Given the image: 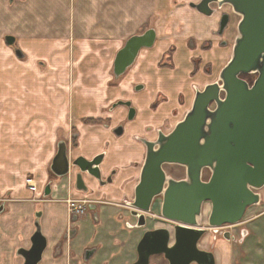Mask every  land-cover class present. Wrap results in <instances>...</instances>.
I'll return each mask as SVG.
<instances>
[{
  "label": "crops",
  "instance_id": "0c3cea01",
  "mask_svg": "<svg viewBox=\"0 0 264 264\" xmlns=\"http://www.w3.org/2000/svg\"><path fill=\"white\" fill-rule=\"evenodd\" d=\"M171 2L173 7L179 5L176 0ZM180 7L171 12L169 0H0V59H13L12 45L5 42L6 36L14 37L25 59L35 62L61 59L58 51L64 52V49L115 46L120 49L129 37L141 34L148 25L156 32L155 46L161 39L157 52L163 53L167 46L175 49V44L167 36V42L163 37L171 30L168 29L170 19L176 20V27L189 26L188 15L198 22L205 20L195 9L189 7L192 13ZM215 17L206 16L214 22L219 19ZM217 25L218 21L211 31ZM188 36L185 34L177 41L185 46ZM207 41L205 37L198 39L200 49ZM39 50L46 53L40 54ZM191 69L187 71L190 73ZM178 70L174 66L170 70L174 76L168 77L167 83L173 87L181 77ZM153 76L152 72L141 74L137 82L131 85L127 82L128 87H124L126 94L124 97L121 94V98L133 104V119L127 118V107L119 105L105 115L117 118L111 124L88 123L77 128V146L71 149V161L77 157L91 160L102 156L98 166L100 181L84 174L86 192L73 187L76 168L72 167L71 174L60 179L50 169L57 145L62 141L55 139L58 108L51 104V99L45 101L41 87L35 85L36 88L25 91L17 88L5 93V97L14 92L22 97V93L32 92L40 95V103L21 110L23 100L14 98L17 106L4 107L18 109L25 119L18 124L13 121L16 125H3L4 131L0 129V264H25L24 255L19 251L30 248L36 220L46 243L37 264H132L136 261L137 244L145 232L136 226L130 206L145 155V147L137 138L153 141L157 132L154 133L153 123L146 119L150 102H142L144 94L137 95L132 86ZM118 126L123 127V132L117 136L113 131ZM16 131L20 133L19 139ZM10 136L18 142L10 145ZM67 136L65 133L64 142ZM259 195V204L246 210L229 238H213L214 233L208 234L212 240L209 249L200 248L202 238L199 240L198 247L211 251L215 264H264V187ZM67 198H86L92 203L84 215L73 217L64 202ZM158 213L159 202L153 205L151 218Z\"/></svg>",
  "mask_w": 264,
  "mask_h": 264
},
{
  "label": "water",
  "instance_id": "95a60500",
  "mask_svg": "<svg viewBox=\"0 0 264 264\" xmlns=\"http://www.w3.org/2000/svg\"><path fill=\"white\" fill-rule=\"evenodd\" d=\"M222 5H229L240 19L231 56L219 80L196 89L190 109L168 133L159 130L154 141L140 139L145 155L130 202L131 214L137 218V227H144L146 216H151L153 205L159 202L155 218L165 227L143 234L132 264H150V257L155 255H162L168 264H215L211 251L198 247L206 229L236 225L249 207L260 202L259 190L264 187V0L189 3V7L208 17ZM226 25L228 15L224 13L219 18V32ZM14 40L12 36L5 37L8 45ZM155 40L153 28L129 37L113 60L114 77L123 75L140 50L152 47ZM242 74L255 78L249 83ZM119 105H125L127 118L133 119L131 102L119 101L112 106ZM113 132L121 135L123 127ZM101 160L99 155L91 160L77 157L71 161L66 143L61 141L50 169L60 179L76 168L73 187L86 192L84 174L100 181ZM167 164L184 167L185 178L167 175ZM204 170L210 172L207 180L202 179ZM207 203V225L201 226L199 219ZM224 237L229 238L230 233L225 232ZM45 245L36 220L30 248L19 251L25 264H37Z\"/></svg>",
  "mask_w": 264,
  "mask_h": 264
},
{
  "label": "rangeland",
  "instance_id": "374dc122",
  "mask_svg": "<svg viewBox=\"0 0 264 264\" xmlns=\"http://www.w3.org/2000/svg\"><path fill=\"white\" fill-rule=\"evenodd\" d=\"M198 1L176 0V4L181 6V10L186 8L188 12H192L189 9V3H196ZM183 2L185 6L181 4ZM169 3L172 9L171 12H173V8L179 7V5L173 7L171 0H169ZM220 11L221 9H217L213 15L216 17L220 16ZM203 17H205V20L198 22L188 15L190 23L189 26L185 25V27H176V20L170 19L168 29L171 28V30L167 31V35L165 36L162 33L160 35L161 37H165L166 42L167 38L170 39L171 43L175 44V49L167 46L168 48L165 47L163 53L160 51L157 52L161 42V39H159L156 46L154 44L150 48L141 49L134 63L118 78H115L112 72L114 55L119 49L115 48L116 46L114 48L64 49V52H62L63 50L58 51L61 59H40L33 62L32 60L25 59L24 52L14 42L10 48L13 59H0L1 131L5 130L2 127L3 125L7 123L14 124L13 121L18 124L25 119L24 113H20L18 109H6L8 105L11 106L10 108L17 106L19 98L23 100L20 102L21 110L26 107H32L33 103L34 105H36V102L38 104L40 103V95L37 96L32 92L29 94L22 93V97H18L17 95L19 94L17 92L5 97V93L9 94L17 88L25 91L41 87L45 101L50 98L51 104L58 108V116L57 120H55L57 122H54V125H58L57 138L55 137V139H58L57 141H63L62 138L65 137V133L68 135L65 143L68 148V154L70 155V152L75 150L77 146V128L88 123L102 122L105 125L111 124V121L116 117L113 118L111 116L110 118H106L107 116L105 115L108 111L113 112L115 109L112 104H116L119 101H127L121 98V94H123V97L126 94L125 88L128 87L126 83L128 82L131 85V83L133 84L138 81L141 74L145 75L152 72L153 75L155 73L153 78H147L144 82L133 85L132 91H136L137 95L144 94L142 102H150L151 105L149 106L146 119L153 123L152 130H154V133L157 132V129L168 133L190 109L196 89L201 90L206 84L218 81L221 69L231 56L234 39L237 36V24L240 16L231 14L230 27L223 37V39L227 40L226 47H221L220 37L215 35L216 30L211 31V27L215 26L216 22H219V19L214 22L208 21L209 18L207 19L206 16ZM147 28H151V26L144 27L139 33H142ZM160 29L163 28L160 27ZM185 34H189L188 37L190 39L188 38L189 40L187 39L185 46H183V43L177 41V38H183ZM200 34L204 35L201 36ZM201 37H205L206 41L207 39H211L210 42H205L202 49H200L198 43V39ZM208 43H211L212 47L210 50L205 51L204 49L208 47ZM39 51L40 54L46 53L44 50ZM17 54H20V57ZM142 60L145 61L142 62ZM147 61L152 63H148L147 65ZM168 66H174L179 69L177 73L181 77L178 82L173 83L175 85L174 87L167 83L168 77L174 76L173 71L164 69ZM189 67L193 68L190 73L187 71ZM183 73H186V76ZM250 77L254 79L255 75H250ZM121 83L123 84L121 85ZM136 86H142V89L143 87L144 89L135 90ZM146 91L148 92L147 94L145 93ZM14 98L18 101L15 102L12 100ZM41 101L45 105V101L43 99ZM131 105L133 106L132 103ZM120 106L123 107L125 105ZM98 115H101V117ZM143 116H145V112ZM16 135L19 139L20 133L16 131ZM9 140L12 141L10 145L18 142L12 136L9 137ZM43 141H45V138H43ZM46 146L44 144L45 148ZM164 170L167 175L174 179L185 178V169L182 166L167 164L164 165ZM209 174L210 172L208 170H204L202 179L207 180ZM208 214L209 205L207 203L204 204L201 215L203 226L207 225ZM159 227L165 226L159 224L156 218L147 221L146 228L152 229ZM228 229L227 231L230 232L231 230L232 233L234 232L232 227ZM212 233L207 228L206 234L200 240V248L209 249L212 240L208 234L212 236ZM155 259L159 263L162 262L159 258ZM151 260H154V257Z\"/></svg>",
  "mask_w": 264,
  "mask_h": 264
},
{
  "label": "flooded vegetation",
  "instance_id": "af4514ba",
  "mask_svg": "<svg viewBox=\"0 0 264 264\" xmlns=\"http://www.w3.org/2000/svg\"><path fill=\"white\" fill-rule=\"evenodd\" d=\"M212 7L213 8H215L216 9V5L214 4V5H212ZM227 7V8H226ZM226 8V9H225ZM218 9H221V11H220V16H221V14H224V13H226L227 15H228V25H226V27L224 28V30H222V32H219V26L217 25V28H216V31H215V35H217L218 37H220V45H221V47H226V44H227V40L226 39H223V37H224V35H225V33H227L226 31H227V29L230 27V23H231V14H236V13H234L233 12V10H232V8L229 6V5H222L220 8H218ZM231 12V13H230ZM237 15V14H236ZM219 16V17H220ZM210 42V41H209ZM211 47H212V44L211 43H208V47H206L204 50H209V49H211ZM166 69H170V70H172L173 69V67L172 66H168V67H165ZM164 68V69H165ZM132 106V105H131ZM127 112H128V109H127ZM160 130V129H159ZM159 130H157V133H158V131ZM160 131H162V130H160ZM163 132V131H162ZM164 133V132H163ZM157 138V137H156ZM140 139H142V137H139V138H137V140L139 141V142H141V140ZM144 139H146V138H144ZM148 140V139H147ZM155 140V139H154ZM153 140V141H154ZM151 141V140H150ZM142 143V142H141ZM111 179V176H109L108 177V180H110ZM178 179H181V178H178ZM91 203H92V201H91ZM89 206H91L90 204H88V206H87V209H88V207ZM87 211V210H86ZM150 219H153V218H151V216H146V218H145V226L144 227H142V229H145L144 231L146 232L147 230H152V229H155V228H152V229H148V228H146V224H147V221L148 220H150ZM154 219H155V217H154ZM157 220V219H156ZM159 222V221H158ZM202 223H203V220H202ZM136 224H137V218H136ZM159 224H161V225H163V226H165L163 223H160L159 222ZM137 226V225H136ZM236 226V225H235ZM235 226L234 225H231V227L233 228V229H235ZM160 228V227H159ZM206 231H207V229H206ZM210 231H212V230H210ZM144 232V233H145ZM225 232H229V231H227V230H225V231H221L220 229L219 230H213V233H214V238H216V236L218 235V236H223L224 237V233ZM143 233V234H144ZM206 234V233H205ZM143 236V235H142ZM142 238V237H141ZM140 241V240H139ZM154 257V260H151V258H153ZM155 258H159L162 262L161 263H159L158 261H157V259H155ZM149 263L150 264H168V262H167V260L162 256V255H155V256H151L150 257V261H149Z\"/></svg>",
  "mask_w": 264,
  "mask_h": 264
},
{
  "label": "built area",
  "instance_id": "2783aa9c",
  "mask_svg": "<svg viewBox=\"0 0 264 264\" xmlns=\"http://www.w3.org/2000/svg\"><path fill=\"white\" fill-rule=\"evenodd\" d=\"M64 202L67 204V208L73 217L84 215L86 213L88 204L91 203V201L86 198H67L64 200ZM228 228H231V225H225L218 229L225 231L229 230Z\"/></svg>",
  "mask_w": 264,
  "mask_h": 264
},
{
  "label": "trees",
  "instance_id": "16d2710c",
  "mask_svg": "<svg viewBox=\"0 0 264 264\" xmlns=\"http://www.w3.org/2000/svg\"><path fill=\"white\" fill-rule=\"evenodd\" d=\"M241 77L243 79L247 80L249 83H252L253 82V78H251L250 75H248V74H242Z\"/></svg>",
  "mask_w": 264,
  "mask_h": 264
},
{
  "label": "bare ground",
  "instance_id": "6f19581e",
  "mask_svg": "<svg viewBox=\"0 0 264 264\" xmlns=\"http://www.w3.org/2000/svg\"><path fill=\"white\" fill-rule=\"evenodd\" d=\"M69 213H70V212H69ZM199 224H200L201 226H203V225H202V220H201V218L199 219ZM209 230H212V231H213L214 229L209 228Z\"/></svg>",
  "mask_w": 264,
  "mask_h": 264
}]
</instances>
